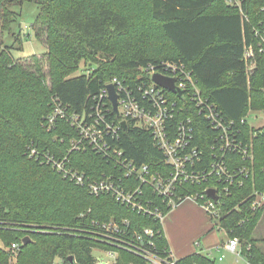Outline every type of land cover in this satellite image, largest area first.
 <instances>
[{
	"label": "trees",
	"instance_id": "1",
	"mask_svg": "<svg viewBox=\"0 0 264 264\" xmlns=\"http://www.w3.org/2000/svg\"><path fill=\"white\" fill-rule=\"evenodd\" d=\"M30 1L40 7L38 22L48 31L54 80L47 89L41 76L15 64L0 45V165L16 160L12 172L5 165L0 168V264H10L8 249L14 243L21 246L18 264H55L56 258L62 264H97L94 248L108 247L83 234L93 221L130 219L138 230L160 231L159 223L114 197H95L86 186L76 185L55 168L27 159L25 148L34 143L57 159L68 158L69 167L90 181L111 174L115 166L100 155L91 150L71 151L78 135L69 122L60 121L50 132L45 129V115L53 111L47 106L49 98H56L71 114H88L114 78L137 91L143 81L150 80L140 68L171 62L184 65L202 96L215 103L228 120L236 121L247 138L253 136L252 164L237 163L250 166L251 175L223 197L219 224L212 222L228 237L239 238L251 264H264L259 240L253 238L264 207L252 209L256 193H264V129L241 125L250 110H264V52L259 53V47H264L256 37V31L264 28V0H0L7 6L2 12V30L11 32L18 16L8 6ZM111 42L115 53L110 51ZM249 48L257 53L254 68L246 60ZM82 63L93 69L86 67V72L74 76ZM21 101L25 107L18 104ZM198 133L208 136L204 144H198L208 150L215 132L204 123ZM120 135L113 142L136 164L163 161V152L148 130L129 122ZM6 151L15 155L8 158ZM208 185L188 186L184 191L203 193ZM36 226H56L71 233L49 234ZM26 237L30 242L25 245ZM159 242L167 245L163 237ZM117 259L116 264L141 262L122 250ZM182 262L211 264L198 255Z\"/></svg>",
	"mask_w": 264,
	"mask_h": 264
},
{
	"label": "built area",
	"instance_id": "2",
	"mask_svg": "<svg viewBox=\"0 0 264 264\" xmlns=\"http://www.w3.org/2000/svg\"><path fill=\"white\" fill-rule=\"evenodd\" d=\"M246 54V60L253 62L256 57L253 49L249 48ZM140 70L149 75L150 80L143 81L137 91H133L118 78L107 85L115 88L118 113L114 111L107 87L100 95V102L88 114H71L68 108L52 97L54 110L48 121L55 124L65 120L77 132L78 138L72 140L71 151L91 150L113 164L114 172L104 174L97 181H90L84 173L69 167L68 158L57 159L55 155L41 151L37 146L29 150L30 157L55 168L76 185L86 186L91 195L114 197L121 205L159 224L166 219V210L172 212L181 203L194 200L218 225L223 197L228 196L232 188L242 186L251 175L250 166L239 167L237 163L242 161L252 164L253 137L247 138L236 121L228 120L215 103L202 96L192 73L184 65L171 62ZM156 73L175 78L176 86L184 92L183 97L155 85L152 78ZM258 112L254 113L257 115ZM247 119L248 116L242 119L241 125H249ZM255 120H259V115ZM129 122L152 134L154 145L164 156L159 165H138L115 145L113 141L120 140V131L124 130L123 123ZM204 123L215 132L210 137L208 150L199 147L208 139V136L198 133ZM209 182L210 185L203 193L184 191L188 186ZM209 190H214L216 197L210 196ZM263 207L264 193H256L252 209L258 211ZM36 230L49 234L71 233L69 229L56 226H36ZM83 234L108 247L94 248V252L100 254L97 264H116L119 250L131 253L142 264H184L160 245L159 237H163L161 228L160 231L151 227L138 230L133 227L130 219H114L108 222L93 221L88 232ZM228 240L226 249L237 261L244 258L239 238ZM20 248L17 243L9 247L10 264H18ZM225 257L223 255L213 264H219Z\"/></svg>",
	"mask_w": 264,
	"mask_h": 264
},
{
	"label": "rangeland",
	"instance_id": "3",
	"mask_svg": "<svg viewBox=\"0 0 264 264\" xmlns=\"http://www.w3.org/2000/svg\"><path fill=\"white\" fill-rule=\"evenodd\" d=\"M7 8V6H3L2 3H0V45L2 49H7L12 58L15 60V64L21 66L26 72L34 73L38 76H41L44 79V82L46 84L47 89H51L52 82L54 78L50 75V67H51V59H49L48 49L49 45L47 44V37H48V31L47 28L42 27V24L38 22L39 17L41 16V9L40 7L35 3V1L26 2L23 5H19L15 3V5L8 6L10 10H12L14 13H16L17 19L15 24L11 27L12 31L7 32L2 30L3 26V9ZM256 37L259 38V40L262 41V45L264 47V28L262 30L256 31ZM110 51L115 53V48L113 42L110 43ZM260 50L262 51H259ZM258 48L259 53L264 52V48L261 46ZM257 54V53H256ZM264 54V53H262ZM94 66H96V62H92ZM91 65V64H90ZM90 65L81 64L80 68L76 73H74V76L81 75V72H86L87 69H93L90 67ZM93 66V67H94ZM250 68H254V62L251 60L249 61ZM39 70V71H38ZM19 105L24 106V101H21L18 103ZM47 106L51 110H54V106L52 104V98H49V102L47 103ZM50 106V107H49ZM53 106V108H51ZM48 113L45 115V120L47 121L44 123L45 129L50 132L51 130H54L58 127L57 122L53 124L51 121H48L49 115L52 113ZM259 120H255V113L251 112L248 116V123L250 127H253L256 130L264 129V110H259ZM28 122H32V118H28ZM253 137V136H252ZM35 145L34 143L29 144L25 148V153L27 159H34L31 158L29 155V150L33 148ZM252 147H254L253 141H252ZM38 148V146H37ZM39 149V148H38ZM255 152V147H254ZM5 154L8 156V158L15 155L9 152H5ZM14 160L13 162H7V164H3L7 167H5V170H9L12 172L13 166L15 164ZM3 165H0V168L3 167ZM204 216V215H203ZM168 218V217H167ZM204 219L206 220V217L204 216ZM201 218L197 220V223L200 225ZM172 223V222H171ZM173 229L175 232V235L181 239V238H187L189 242L192 241H199L202 245V247L197 248L195 251L199 252H206V249L208 245H210L215 239L219 241L221 244L223 242H227L228 238L223 233L216 232V236L214 238H206V236H201L200 238L194 237V230L192 226L184 227L183 225H179L178 222L172 223ZM211 228V227H210ZM257 233L254 234L253 238L259 240L258 247H263V254H264V211L262 213V217L260 221L258 222V226L256 228ZM255 230V231H256ZM191 241V242H192ZM212 254H214L211 251ZM226 256V259L220 263V264H234L235 258L229 253L224 254ZM93 256L96 260H99L100 254H97L96 252H93ZM213 256V255H212ZM217 256H213V259ZM55 264H62L61 259L56 258ZM237 264V263H236ZM238 264H244L243 261L240 260Z\"/></svg>",
	"mask_w": 264,
	"mask_h": 264
},
{
	"label": "crops",
	"instance_id": "4",
	"mask_svg": "<svg viewBox=\"0 0 264 264\" xmlns=\"http://www.w3.org/2000/svg\"><path fill=\"white\" fill-rule=\"evenodd\" d=\"M251 112L254 113L257 111L250 110V113ZM255 116H257V115H255ZM203 215L206 217V220L204 219ZM167 217L163 221L162 224H159L161 226V230L163 231V238L167 242V245L163 246V247L167 248L170 251V253L172 254V257H174L175 259H180L183 261V259L191 257L192 255H198L200 257H204L206 259H209L211 261V264H213L215 261H218L219 258L222 257L225 253L231 254L226 249V245L229 242V240H227V242H223V244H221L219 241H217L215 239L210 245H208L206 252H202V251L199 252L198 250L195 251L197 248L202 247V245L199 241L195 242V241L191 240L192 242L191 241L189 242V240L187 238L179 239L175 235V232L173 229V224H172L173 222L174 223L178 222L179 225H183L184 227H187L189 225V226H192L193 228H195L194 237H196V238H200L201 236H206V238H214L216 236V232H219L221 234L224 233L228 239L230 238V237H228L226 231H223L219 228H215V225H213V222H212L209 214L205 210H203L199 206V204H197L194 200H187V201L181 203L174 210H172V212H169ZM199 218H201L200 225H199V223H197V220ZM256 233H257V230L254 232V234H256ZM260 249L262 250L263 247H261ZM211 251L214 254H212ZM262 252H263V250H262ZM212 255L213 256L215 255L217 257H215L213 259ZM234 258H235V256H234ZM225 259H226V257H225ZM240 260L243 261L244 264H251L246 256H244V258H242V259H239V261H237V259L235 258L234 264H236V263L238 264V262H240ZM222 262H220V263H222ZM193 264H196V263H193Z\"/></svg>",
	"mask_w": 264,
	"mask_h": 264
},
{
	"label": "water",
	"instance_id": "5",
	"mask_svg": "<svg viewBox=\"0 0 264 264\" xmlns=\"http://www.w3.org/2000/svg\"><path fill=\"white\" fill-rule=\"evenodd\" d=\"M153 83L156 85H158L159 87H162L166 90H168L169 92H173L175 94H177L180 98L183 97L184 92L176 86V79L175 78H168L165 77L163 75H161L160 73H156V75L153 76L152 78ZM107 89L109 90V94H110V100L114 106V111L115 113H118V96L116 94L115 88L113 87V85H110L107 87ZM123 128L124 130H127V124L123 123ZM208 194L212 197H216L215 195V191L214 190H209ZM30 242V238L26 237L23 239V244H27ZM69 260H71L73 262V258L70 257Z\"/></svg>",
	"mask_w": 264,
	"mask_h": 264
}]
</instances>
